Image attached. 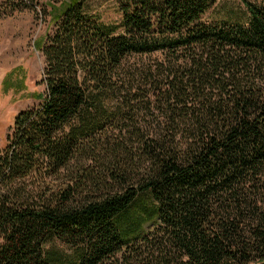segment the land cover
<instances>
[{
    "label": "trees",
    "instance_id": "trees-1",
    "mask_svg": "<svg viewBox=\"0 0 264 264\" xmlns=\"http://www.w3.org/2000/svg\"><path fill=\"white\" fill-rule=\"evenodd\" d=\"M88 1L44 0L40 103L0 150V264H264V2L203 23L215 0H118L110 26Z\"/></svg>",
    "mask_w": 264,
    "mask_h": 264
},
{
    "label": "rangeland",
    "instance_id": "rangeland-1",
    "mask_svg": "<svg viewBox=\"0 0 264 264\" xmlns=\"http://www.w3.org/2000/svg\"><path fill=\"white\" fill-rule=\"evenodd\" d=\"M247 1L253 4L264 2ZM242 2L215 0L212 7L201 17V21L219 22L228 17L247 19L248 12ZM43 4L44 0H0V150L5 147V136L11 132L12 122L17 113L36 108L40 103L33 94L37 95L43 91L42 86L37 83L42 76L44 59L36 51L34 43L45 32ZM118 7V0H89L87 5L88 14L93 19L110 26L120 24L121 13ZM156 58L158 54L145 56L143 59L132 56L130 62H136L132 66L138 69L143 63H152ZM14 69H19L23 75L25 91L5 93L1 81L7 72ZM135 114L139 126L149 131L158 128L159 121L153 113L141 108ZM47 183L53 185V188L59 185L52 180H47Z\"/></svg>",
    "mask_w": 264,
    "mask_h": 264
}]
</instances>
